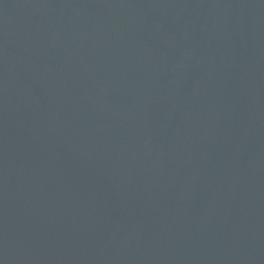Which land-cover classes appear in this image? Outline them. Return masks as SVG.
<instances>
[{
  "label": "water",
  "instance_id": "water-1",
  "mask_svg": "<svg viewBox=\"0 0 264 264\" xmlns=\"http://www.w3.org/2000/svg\"><path fill=\"white\" fill-rule=\"evenodd\" d=\"M0 264H264V0H0Z\"/></svg>",
  "mask_w": 264,
  "mask_h": 264
}]
</instances>
